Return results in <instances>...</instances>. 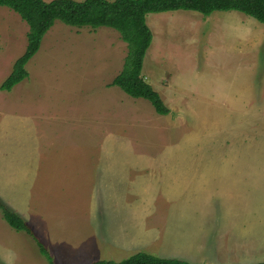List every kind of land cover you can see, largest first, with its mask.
Here are the masks:
<instances>
[{"label": "rangeland", "instance_id": "374dc122", "mask_svg": "<svg viewBox=\"0 0 264 264\" xmlns=\"http://www.w3.org/2000/svg\"><path fill=\"white\" fill-rule=\"evenodd\" d=\"M240 20L252 25V31L248 32L254 36L251 43H247L243 27L238 24ZM148 25L154 39L143 73L145 76L153 73L162 78L161 82L166 80L179 87L169 93L171 98L164 100L171 110L169 115L157 114L150 102L134 103L132 110H140L142 115L130 124L128 129H132L123 131L126 135L121 142L112 141L120 132L109 128H100L98 132V128L90 124L78 123L79 118L92 122V110L85 119L81 116L82 110H99L102 93L109 84L100 88L97 79L88 84L74 72L86 63L112 64L116 57L119 62L113 65L122 66L129 48L124 46L118 52L109 48L108 43L115 45L121 40L114 29H79L57 22L46 35L39 53L28 64L29 78L11 92L0 89V144L24 143L27 149L29 143H36V154L48 155L57 166L61 156L89 160L101 156H181L188 161L209 156L232 158L228 160L235 162L230 164L234 168L238 167L240 159L244 161L245 172L253 175V184L241 197L231 191L229 195L208 194L206 202L199 203L195 210L180 214L169 212L161 216L166 213L168 203L163 205L158 198L153 218L159 214V219L164 220L163 229L168 238L147 236L146 242L136 236L137 230L126 208L114 206V210L102 211L99 220L101 234L108 243L100 239L93 252H83L79 247L70 255L52 253L49 249L54 263L121 262L140 252L162 258H183L192 264L262 263L264 250L258 252V248L263 247L264 229H261V237L255 235L254 229L264 227V37L258 38L264 24L239 12H215L205 17L197 12L178 11L150 14ZM28 33L29 26L17 13L0 6V88L17 60L25 54ZM86 50L88 55L83 58ZM114 89L130 98L119 88ZM61 108H69V121L61 117ZM46 110H51V114L46 115ZM89 136L97 140L89 141ZM19 154L25 156L23 147ZM85 167L91 171L93 165ZM42 172L46 173L43 168ZM85 177L90 178L91 172H86ZM43 183L41 180L40 193L32 196L36 200L32 205L35 213L50 215V204L57 207L61 201L60 197L50 198L49 188ZM65 196H71L69 204L77 200L71 193ZM89 199L91 196L86 197L90 209ZM59 213L60 210L53 211L52 215L56 217ZM99 214L97 212V216ZM92 217L89 210L81 220L84 225L88 222L84 240ZM189 230L190 233H184ZM63 234V241L58 239V243L77 245L69 240H75L77 233L69 237L68 231ZM205 237L212 241L222 237L225 247H228L227 241L235 250L227 254V260L215 253L209 261L200 263L197 258H200ZM196 239L199 241L193 243ZM179 245L189 247L179 249ZM30 252L34 260L31 258L29 264H49L34 244L30 245Z\"/></svg>", "mask_w": 264, "mask_h": 264}, {"label": "crops", "instance_id": "0c3cea01", "mask_svg": "<svg viewBox=\"0 0 264 264\" xmlns=\"http://www.w3.org/2000/svg\"><path fill=\"white\" fill-rule=\"evenodd\" d=\"M244 22L246 21L240 20L238 24L243 27L241 30L247 37V43H251L254 36H251V33L248 32L249 29L252 31V28H250L252 25L249 22H246V24ZM245 25L249 27L245 28ZM234 30V32H237L236 28ZM260 37H264V30L260 32L258 38ZM108 44L109 48L116 52L124 46H128L122 38L115 45L113 43ZM87 55L86 50L82 57L85 58ZM117 60L116 57L113 63L118 64L119 61ZM125 62L126 60L122 66L113 65V63H104V66H101L100 63H86L74 72L76 76L85 78L88 84H92V79H97V85L100 88L103 84H109V88H104L105 92L102 93L103 97L101 98L99 110L94 108L82 110L81 116L83 119L92 110L94 115L92 122L89 123L90 120L88 119L83 122L79 118L78 123L90 124L98 128V132L100 128H109L116 133L120 132L112 139L115 142H121L122 136L125 137L126 135L123 131L132 129L131 127L128 129L130 124L136 122V119L142 115L140 110L133 111L132 105L134 103L140 104V102L146 103L144 99H134L129 95L127 96L132 99L125 97V95L114 89L115 86L111 85L122 73ZM143 76L163 100L171 98L169 93L172 90L175 91L178 87V85L166 80L161 82L162 78H157L156 75L154 76L150 72L148 76L143 73ZM60 113L62 118L65 117V121H69V108H61ZM50 114L51 110H46V115ZM108 138L109 136H106L105 140H108ZM91 140L95 142L97 139L89 136V141ZM82 141L85 142L84 137ZM5 144L7 145L0 144V147H2V150H0V199L26 220L48 251L50 249L52 253L55 251V253H64V255L67 253L70 255L79 247L83 248H81L82 251L84 250L83 252H93L98 247L100 239L106 242L107 239L101 234L100 230L101 222L99 220L102 211L114 210L115 207H118V209L126 208L130 213L132 225L137 230L136 236L146 242L147 236H167L166 231L163 229L164 220L159 219V214L156 215V218H153V214L157 212L156 200L158 198L161 199L160 202L163 205L168 203L165 207L166 213L161 216L169 212L180 214L183 211L195 210L199 203L206 202L208 194L223 195L225 193V195H229L231 191L234 195L236 194V197L244 196L248 190L246 188L252 186L254 180L251 173L247 174L245 172L244 161L240 159L237 160L238 167L234 168L230 164H235V162L229 161L232 158L209 156L195 157L189 159V161L181 156H101L93 157L92 160L80 159L77 156L72 158L61 156L57 166L53 161L54 159L48 155L44 157L36 154L34 150L38 147L36 143H29L27 149L24 143ZM22 147L25 156L19 154ZM87 164L93 165L91 171L86 169L85 165ZM42 168L46 173L42 172ZM86 172L89 174L91 172L90 178L85 177ZM41 180L44 181V187L49 188L47 191H50V198L60 197V206L52 207V204H50L48 208L50 215L35 213L36 209L32 205L36 203L32 196L40 193ZM52 190H57L59 193H52ZM69 193L77 197V200L70 202V204L68 200L71 196H65ZM90 196L91 200H88L90 203L89 209L86 197ZM168 199H171L172 202ZM186 201L187 204L185 205ZM225 206H223V210ZM58 210H60L59 215L53 216L52 212ZM89 210L93 213L92 224L89 228L90 231L88 230L86 240H84L88 222L84 225L81 220L84 213ZM97 212H100L99 216H97ZM169 229L172 230L171 227ZM261 229H264V227H255L256 234H254L261 237ZM67 231L68 237L73 233L78 234L75 240L69 238L72 243L77 244L75 247L68 243H58V239L63 241V233L67 234ZM190 231L184 233H190ZM226 233L228 232H224V234ZM80 234H82V237ZM88 235H91V237H88ZM222 237L214 241L204 238L202 247H200V258L196 257L200 260V263H204V260L209 261V258H212L215 253L218 254L220 259L227 260V254L234 252L235 249L227 241L228 247H225L224 240L221 241ZM198 241L196 239L192 242ZM56 243H58L57 246ZM31 244L39 249L36 241L31 236L13 229L0 211V264H29L28 261L32 258ZM188 247L189 245H179V249H188ZM193 249V247H190V250ZM260 250H264V241L263 247L258 248V252ZM186 255L184 253L185 257ZM262 256L264 257V253ZM165 258L178 259L173 256ZM180 259L184 260L183 258Z\"/></svg>", "mask_w": 264, "mask_h": 264}, {"label": "trees", "instance_id": "16d2710c", "mask_svg": "<svg viewBox=\"0 0 264 264\" xmlns=\"http://www.w3.org/2000/svg\"><path fill=\"white\" fill-rule=\"evenodd\" d=\"M0 6L13 10L29 26L26 52L15 63L11 75L2 84L1 91L11 92L29 78L27 66L39 53L46 35L57 22L79 29L111 28L120 33L129 48L124 69L111 85L134 99L150 102L157 114L162 116L169 115L171 110L143 76L144 62L154 39L147 21L150 14L186 11L209 17L215 12H239L264 24V0H56L50 3L43 0H0ZM0 211L13 229L27 233L36 241L49 264H55L50 252L20 214L2 200ZM92 264L192 263L140 252L121 262L97 261Z\"/></svg>", "mask_w": 264, "mask_h": 264}]
</instances>
